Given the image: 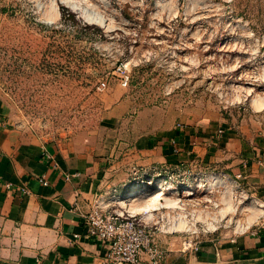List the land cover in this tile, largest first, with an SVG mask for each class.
Returning <instances> with one entry per match:
<instances>
[{"label":"rangeland","instance_id":"374dc122","mask_svg":"<svg viewBox=\"0 0 264 264\" xmlns=\"http://www.w3.org/2000/svg\"><path fill=\"white\" fill-rule=\"evenodd\" d=\"M73 1L76 7L0 0V96L14 126L45 142L99 138L117 162H129L125 153L140 136L179 124L232 129L241 144L234 158L257 152L264 142V0ZM234 161L186 163L161 183L169 189L162 199L177 202L163 200L152 213L164 247L184 250L185 241L231 238L264 222V183L236 177ZM165 172L127 165L114 186L124 192L140 176Z\"/></svg>","mask_w":264,"mask_h":264},{"label":"crops","instance_id":"0c3cea01","mask_svg":"<svg viewBox=\"0 0 264 264\" xmlns=\"http://www.w3.org/2000/svg\"><path fill=\"white\" fill-rule=\"evenodd\" d=\"M217 129L214 123L179 124L140 136L125 153L129 162H117L115 152L93 136L45 142L26 134L12 124L0 96V264H101L107 247L86 236L84 204L76 207L77 197L106 191L127 165L177 171L197 160L225 167L235 159L236 177L264 183V142L252 155L234 158L239 136ZM217 239L190 253L162 245L165 264H264V222L246 234Z\"/></svg>","mask_w":264,"mask_h":264},{"label":"built area","instance_id":"2783aa9c","mask_svg":"<svg viewBox=\"0 0 264 264\" xmlns=\"http://www.w3.org/2000/svg\"><path fill=\"white\" fill-rule=\"evenodd\" d=\"M126 68L127 66H122L121 70ZM122 73V86L128 87L131 82L130 75L125 71ZM106 86V83H102L100 89L104 90ZM177 172L179 171H166L165 175L159 174L152 177L140 176L142 180H138L140 182L131 188H126L124 192L113 185L106 191L95 193L90 199H85L81 195L77 197L76 207L82 202L84 204L81 216L86 227V236L101 241L107 247L101 264H165L168 251L159 242L157 234L161 232V229L158 226L159 222L152 217V213L162 207L163 195L159 196L161 200L157 202L145 203L149 209L142 214L133 211L131 204L148 201L149 198L146 196L159 189L156 180H160V183L165 185L168 180L177 178ZM72 177L74 176H66V180L71 181ZM42 182L44 185L48 184L44 180ZM8 187L10 188V185ZM137 189L143 191L142 195L138 197V200L134 199L136 201H129L126 195L132 194V191ZM165 191L169 189L165 188L161 192L165 193ZM22 192L25 195L30 194L28 190H22ZM203 243L193 240L185 241L183 252L188 250L198 252Z\"/></svg>","mask_w":264,"mask_h":264},{"label":"bare ground","instance_id":"6f19581e","mask_svg":"<svg viewBox=\"0 0 264 264\" xmlns=\"http://www.w3.org/2000/svg\"><path fill=\"white\" fill-rule=\"evenodd\" d=\"M65 1L70 2L69 4L71 6L76 7V5L74 4V1L73 0H65ZM54 9H56L55 6H54ZM86 16L91 21H94L96 23L98 22L100 24H104V20H103V18L100 15L87 14ZM258 104H259V106H261V107L263 106L264 107V101H260V102H258ZM217 183L218 182H215L214 184H217ZM158 188H159V189H157V192L158 193L157 192H154V193L146 196L147 198H149L148 201H145L144 200V202L139 201L138 203L132 202L131 209L133 211L139 213V214L145 213V211L147 209H149V208H147V206L145 205V203H154V202H157V201L161 200L159 198V196L164 195V193L161 192L162 190L164 191V189H165L164 188V185H162L160 183L158 185ZM159 190H161V191H159ZM132 192H133L132 194L126 195V198H129L128 199L129 201H133L134 199L138 200V197L142 195V192L143 191H140V189H137V190L132 191ZM156 194H158V195H156ZM136 200H134V201H136ZM162 200H165V199L163 198ZM165 205L168 206V207H175L177 205V202L168 199V200H165Z\"/></svg>","mask_w":264,"mask_h":264}]
</instances>
